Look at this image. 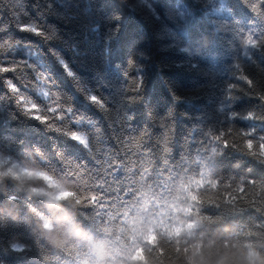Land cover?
<instances>
[{
    "label": "trees",
    "instance_id": "1",
    "mask_svg": "<svg viewBox=\"0 0 264 264\" xmlns=\"http://www.w3.org/2000/svg\"><path fill=\"white\" fill-rule=\"evenodd\" d=\"M221 5L228 15L218 16L209 9ZM205 9L210 10L218 28L202 23L206 22L201 13ZM13 12L21 18L27 12L30 19H39V26L48 29L51 39L21 31ZM117 16L119 20L114 19ZM179 16L186 21L197 17L202 23L181 29L186 37L191 36L189 41L171 25ZM250 19L252 13L243 0H0V25H7L0 31V40L19 41H10L11 47L0 41V65L15 69L0 75L11 78L37 104L33 117L51 116L46 110L56 106L62 93L70 97L75 111L96 123L94 128L87 121L71 125L91 140L93 147L88 151L24 115L0 79V152L22 153L27 159L39 150L48 166L64 173L65 179L73 180L83 191L94 180L87 170L83 174L76 171L74 164L98 169L106 180L105 191H95L96 199H89L90 206L80 210L97 227L119 223V209L132 201L142 183H150L162 198L193 178L209 177L219 179L222 188L225 182L232 186L243 182L247 191L255 187L259 192L264 163L241 151H246L241 139L244 130L254 128L264 135V122L246 118L249 111L264 113V101L259 99L264 94L260 87L264 84V50L257 49L251 59L243 56ZM31 49L37 50L35 55ZM56 54L71 65L82 85L107 98L105 110L78 91ZM13 56L36 64L55 81V88L51 81L33 79L34 73L23 63H7ZM130 60L135 61L131 68ZM125 72L143 78L141 99H127L132 81ZM244 75L253 79V90L240 79ZM229 83L235 85L233 97L226 96ZM125 112L132 117L125 127L136 131L121 132ZM219 129L235 149L226 148L221 154L212 151L215 144L209 143L207 134L214 135ZM58 153L73 162L71 170ZM204 197L200 214L222 217L233 229L243 230L253 220L264 219L253 209L228 204L223 196L217 198L211 189L204 190ZM18 207L17 222H10L7 213L0 220V264H43L42 257L48 264H76L72 257L47 248L30 229V217L23 215L26 204L20 202ZM110 216L114 217L111 221ZM12 242L25 246V251L9 249Z\"/></svg>",
    "mask_w": 264,
    "mask_h": 264
},
{
    "label": "clouds",
    "instance_id": "2",
    "mask_svg": "<svg viewBox=\"0 0 264 264\" xmlns=\"http://www.w3.org/2000/svg\"><path fill=\"white\" fill-rule=\"evenodd\" d=\"M260 185L259 192L250 187L241 195L243 182H225L222 188L219 179L193 178L162 198L150 183H142L119 209V223L97 227L80 211L90 206L91 194L48 166L39 150L27 159L0 152V220L7 213L17 222L18 204L25 203L30 229L47 248L76 264H264V219L236 230L222 217L200 214L204 190L211 189L226 203L264 216V181Z\"/></svg>",
    "mask_w": 264,
    "mask_h": 264
},
{
    "label": "snow or ice",
    "instance_id": "3",
    "mask_svg": "<svg viewBox=\"0 0 264 264\" xmlns=\"http://www.w3.org/2000/svg\"><path fill=\"white\" fill-rule=\"evenodd\" d=\"M243 3L248 7L249 11L252 13V19L249 20L248 26L246 29L249 31V35L246 40V49H260L264 50V0H243ZM12 16L17 24V27L21 31L31 32L35 35L43 36L45 40L51 39L47 33L48 29L46 27H40L38 24L39 19L32 20L29 18L28 13H23V18L15 12L12 13ZM114 19L119 20L120 17H114ZM33 21L37 22L36 26H33ZM117 25V30H118ZM7 25H0V31L6 30ZM259 29L257 32L256 30ZM244 29H241V34H243ZM3 41L5 45L11 47L12 45L9 42H13V44L19 43V41H12L9 38H4ZM31 54L35 55L37 50L31 49ZM249 56V59L252 58L248 52L245 53ZM57 59L60 65L64 68L66 73L69 77L73 78L78 91L81 92L90 102H92L95 107L105 110L106 106H109L107 98L103 94H97L95 92L90 91L86 85H82L76 73L72 69L71 65L67 63L62 57L58 54ZM7 63H11L13 65L18 63H23L24 67L29 69V72L34 73L33 79H44L45 81H51L52 86L55 88V81L49 78V74L45 71L40 69L36 64L29 63L26 60L17 61L16 58L13 56L10 61ZM135 65L134 60L129 61L130 68ZM237 69L239 65H236ZM9 71H15L14 68L10 69L7 66L0 65V73H8ZM125 76L129 81H132L130 89L127 88L128 96L127 99L129 100H139L141 96L139 95L140 91L143 87V78L132 76L129 72H125ZM0 79L4 80L5 86L10 90L11 98L17 100L18 107L20 111L24 114L29 116L30 118L39 120L40 122L46 124L49 129H52L58 133H62L72 140H75L77 143L82 145L88 151L92 150V142L91 140L83 134V130H79L77 128L71 127V125H79L82 122L87 121V124L91 127H96V123L91 120L90 118L86 117L83 113H78L74 110L71 99L65 94L60 93L59 98L54 102L56 104L55 107L48 108L46 111L50 113L51 116L48 114L44 115H36L33 117L32 112L33 110H38V106L36 103L30 102L26 96H24L21 91L20 87H18L17 83H13L11 78H6L5 76L0 75ZM242 80H244L249 87L250 90H253L255 85L253 79L249 78V76L244 75L241 76ZM260 87L264 89V84H261ZM235 88L233 83H229L227 85L226 96L233 97L231 95V91ZM47 95V93H45ZM175 95V94H174ZM179 99V97H175ZM260 100L264 101V94H261L259 97ZM30 105V107H29ZM66 105V106H65ZM110 115V114H109ZM235 115V114H233ZM247 119L256 120L259 122H264V113H257L255 111H249L246 114ZM132 119L131 116L127 115L125 112L122 121H121V132L124 131H136L135 129H131L128 126ZM59 125V126H56ZM99 131V129H97ZM146 134V131H145ZM230 134V132H229ZM208 136H211V140L209 141L210 144H215V147H212V151L214 153L221 154L222 151L226 148H233L235 149V144H229L227 135L221 131V129L215 131V134L208 133ZM243 143L246 145V154L252 156L256 160L261 163H264V135H258L256 129L244 130L243 136L241 137ZM117 140L123 143L122 135L117 136ZM61 157L62 161L69 166V169H72L73 162L66 157L63 156L62 153H58ZM99 163V161L97 162ZM167 164V161H165ZM74 168L76 171L87 170L89 177L94 180V184L86 188V192H91L92 195L88 197V199L95 200V191L104 192V184L106 180H104L103 176L101 175L98 169H87V166L84 163H75ZM107 172V170H105ZM110 174V173H109ZM247 183V182H246ZM251 185L255 186V181L251 182ZM247 192V188L243 187L241 190V195ZM14 199V197H13ZM9 249L16 251V252H23L25 251L26 247L20 243L12 242L9 243Z\"/></svg>",
    "mask_w": 264,
    "mask_h": 264
},
{
    "label": "rangeland",
    "instance_id": "4",
    "mask_svg": "<svg viewBox=\"0 0 264 264\" xmlns=\"http://www.w3.org/2000/svg\"><path fill=\"white\" fill-rule=\"evenodd\" d=\"M155 21V20H154ZM210 26V25H209ZM211 27V26H210ZM177 40V39H176Z\"/></svg>",
    "mask_w": 264,
    "mask_h": 264
}]
</instances>
